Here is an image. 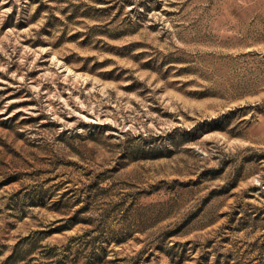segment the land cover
Segmentation results:
<instances>
[{
    "label": "rangeland",
    "instance_id": "obj_1",
    "mask_svg": "<svg viewBox=\"0 0 264 264\" xmlns=\"http://www.w3.org/2000/svg\"><path fill=\"white\" fill-rule=\"evenodd\" d=\"M0 264H264V0H0Z\"/></svg>",
    "mask_w": 264,
    "mask_h": 264
}]
</instances>
